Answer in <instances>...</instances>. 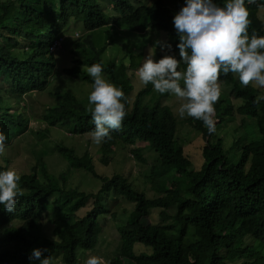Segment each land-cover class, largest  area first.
I'll return each mask as SVG.
<instances>
[{
    "label": "trees",
    "instance_id": "trees-1",
    "mask_svg": "<svg viewBox=\"0 0 264 264\" xmlns=\"http://www.w3.org/2000/svg\"><path fill=\"white\" fill-rule=\"evenodd\" d=\"M165 1L108 0L110 6L106 0H0V130L10 140L25 134L29 121L21 112L9 108L8 94L22 97L43 92L51 85L53 64L40 65L35 58L47 56L55 40L68 32L71 25L82 26L88 32L106 27L110 21L132 32L159 29L166 33L167 44L172 46L165 52L179 58L178 35L172 22L175 14L166 8ZM215 2L223 5V0ZM261 5L264 0L247 5L249 35L255 32L264 36V22L259 16L264 9ZM106 47L96 48L88 37L79 47L68 51L72 65L65 73L73 81L92 84L82 66L103 62L102 74L125 94L127 114L121 127L111 130L112 138L102 142L101 161L110 163L116 146L122 144L137 146L134 152L144 162L138 145L147 144L157 158L150 179L157 197L148 198L124 174L112 178L99 175L88 151L79 155L74 147L56 141V152L70 169L57 176L49 171L45 152L33 150L35 165L28 173H17L23 195L15 210L0 208V249L11 246L3 251L0 264H34L29 256L36 248L52 261L60 255L65 264H80V250L92 251L99 243L98 219L109 211L108 197L127 200L134 209L127 224L118 228L120 245L107 264H127V260L135 264H264V100L253 102L262 93L259 87L241 85L232 73L220 76L219 82L230 87L232 93L231 97L221 94L214 105L215 133L209 134L201 120L184 117L183 124L188 123L204 141V164L196 170L185 152L172 109L162 103L168 93H158L152 106L146 107L142 99L152 85L143 84L131 100L135 88L130 70L136 71L144 56L127 52L118 60L120 50L114 49L116 57L110 58L103 54ZM28 51L31 55L24 58ZM57 89L59 92L52 94L53 104L43 114L46 128L35 134L43 140L50 137V128H64L73 135H88L94 125L86 111V94L79 97L68 86ZM234 100L240 104L236 105ZM236 115L244 119L234 129L233 143L228 147V132L220 137L218 130L228 131L226 120ZM247 118L253 120L259 140L246 146L247 135H235L246 126ZM233 157L236 164L231 163ZM6 169L0 166V170ZM83 170L101 181L97 192L88 193L80 185L67 188L75 171ZM84 209L86 213L81 216ZM153 210L160 212L161 220L156 225L147 222ZM54 213L78 223L82 233L77 235L57 227V238L35 235V230ZM139 245L150 251L137 254Z\"/></svg>",
    "mask_w": 264,
    "mask_h": 264
},
{
    "label": "clouds",
    "instance_id": "clouds-1",
    "mask_svg": "<svg viewBox=\"0 0 264 264\" xmlns=\"http://www.w3.org/2000/svg\"><path fill=\"white\" fill-rule=\"evenodd\" d=\"M180 2L184 4L182 0ZM252 3L254 0H223L221 6L215 0H185L179 11L170 10L175 14L172 22L178 35L176 48L179 50V59L175 55L156 59L150 50L136 69V76L142 84L151 83L154 91L178 98L181 101L179 116L201 120L209 134L217 130L214 105L221 95L219 78L222 74L232 73L241 85L252 84L264 89V36H258L255 32L249 35L248 32L250 20L247 5ZM111 22L116 24L110 21L109 26ZM72 26L63 35L66 36ZM63 35L55 40L47 56L35 58L40 65L53 64L54 75L58 63H64L61 59L64 52L60 51L65 41ZM76 36L78 38L79 34ZM155 47L170 50L172 46L157 40ZM69 50L74 49H68L65 53ZM30 55L28 51L24 58ZM102 63L82 66V70L92 78L86 111L91 114L90 123L94 125L88 135L96 144L110 140L111 130L120 128L127 114L125 94L120 87L104 78ZM69 67L66 64L64 72ZM54 75L51 85L55 81ZM51 85L45 91L50 89L54 93L59 92ZM262 100L264 92L256 96L253 102L258 104ZM7 140L6 132L0 130V153H4ZM19 180L20 176L11 168L0 170V208L5 211H14L19 197L23 195ZM29 260L34 264H52L51 257L43 256L39 248L32 250ZM84 264H104V260L93 255Z\"/></svg>",
    "mask_w": 264,
    "mask_h": 264
},
{
    "label": "rangeland",
    "instance_id": "rangeland-1",
    "mask_svg": "<svg viewBox=\"0 0 264 264\" xmlns=\"http://www.w3.org/2000/svg\"><path fill=\"white\" fill-rule=\"evenodd\" d=\"M108 4V0H106ZM185 4V0H183ZM180 1L166 0L165 6L173 11L177 12L182 6H184ZM111 6V4L109 3ZM107 8L108 5H106ZM259 16L264 22V9L260 10ZM79 34L78 38L74 35ZM116 35V36H115ZM64 44L62 46L61 54L64 63H58L55 81L51 85L52 88H60L64 90L67 86L72 88L79 97H86L84 102L86 106L88 105V94L92 90V84L83 82L76 79L75 81L69 79L64 72L65 65H72L70 61L69 53H65L68 49H76L81 43L88 37L92 39V42L96 48H103L107 45L104 55L107 57L115 58L116 52L114 49L120 50V56L117 59H122L124 55L128 52L134 54H141L144 58L149 54L150 50L156 59L164 55H168L165 50L166 48L155 47V42L160 40L167 44L168 38L166 33L159 30H144L138 32H132L125 30L123 31L118 24H113L111 22L110 26H106L95 30L93 32H87L82 26L73 25L70 32L65 35ZM77 37V36H76ZM87 45V43H86ZM66 48V49H65ZM65 49V51H63ZM177 59L178 56H176ZM144 61V60H143ZM143 61L141 63H143ZM129 64V62H128ZM131 77L134 79L133 84L135 92L131 95V100H134L135 94L138 93L143 88V84L138 80L135 70H130ZM106 80H108L107 75L102 74ZM76 82V84L74 83ZM79 84V85H78ZM221 94L227 97H231L232 89L220 83ZM264 92V89H261ZM54 92L48 89L45 92L35 91L32 94H26L22 97L16 96L14 94H8L10 104L9 108L21 112L24 114L25 118L29 120V125L26 128L25 134L17 135L11 140H7V147L4 153H0V166L11 168L19 175L28 173L29 170L35 165V157L33 150H43L45 152V160L48 164V169L52 174L59 176L64 173L68 168L67 162L56 152L55 142H63L64 144L74 147L79 155H84L86 151L89 152L92 157L93 164L97 170V173L103 177L112 178L117 174H124L128 177L129 181L134 185V187L140 191L144 192L148 198H155L157 194L152 189L151 185V175L152 167L157 164V158L154 150L147 146L145 143H140L138 148H142L141 157L144 160L141 161L135 154V149L137 146H126L119 144L115 148L113 159L110 163L104 164L101 161L100 148L102 143L96 144L92 142L89 135H73L68 130L64 128H50V137L43 140L39 139L35 134L37 130L45 129L46 124L42 121L43 114L46 107L53 104L52 94ZM158 92L151 88L150 92L146 94L142 99V104L146 107L152 106V104L157 100ZM163 105L170 106L175 118L177 119V129L179 136L182 137L184 141V149L186 154L192 160L196 170H200L204 164V158L201 150L204 146V141L200 136V133L185 123L186 118H181L178 113V108L181 101L173 95L168 94L167 98L162 102ZM236 105H239V101H235ZM215 119V118H214ZM243 116H231L226 120L227 130L224 132V128H219L218 135H227L226 146L230 147L232 145V134L235 128L240 127L242 124ZM216 123L217 120L215 119ZM224 133V134H223ZM247 135V140L244 144L247 146L248 143H254L259 140V136L253 127V120L246 119V126L242 128L235 136ZM224 136V137H225ZM39 139V141H38ZM182 144V143H181ZM232 156H235L232 153ZM229 157V154H228ZM236 157V156H235ZM235 157L232 158V164H236ZM237 158V157H236ZM9 160V164L7 163ZM70 170V169H69ZM80 172L83 174L81 175ZM76 172L68 179L67 188H74L78 185L81 186V190L88 193L97 192L102 183L100 180L94 178L91 174L86 171ZM108 213L106 216L99 217L100 222V233H99V243L97 247L92 251L85 252L80 250V264H84V261L89 256H100L103 257L104 264L110 262V260L115 257L118 247L120 245V235L118 228L125 226L128 222L129 215L134 209V205L127 200L117 199L114 197H108ZM89 209V208H86ZM86 210L84 209L80 215L84 216ZM159 211H151L149 220L147 221L151 225H156L160 222ZM115 215V216H114ZM57 227H64L72 230L75 234L80 235L82 233V227L78 223L68 222L64 215L61 213H54L50 215V218L44 221V223L35 230V235L40 238L53 239L57 238L55 236V229ZM2 232L0 231V236ZM11 246L2 247L0 249V256H3L4 250H9ZM141 251H150L143 246H137V254ZM52 264H65L62 256L56 255L52 261ZM127 264H135L132 261L127 260Z\"/></svg>",
    "mask_w": 264,
    "mask_h": 264
}]
</instances>
